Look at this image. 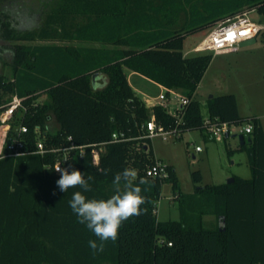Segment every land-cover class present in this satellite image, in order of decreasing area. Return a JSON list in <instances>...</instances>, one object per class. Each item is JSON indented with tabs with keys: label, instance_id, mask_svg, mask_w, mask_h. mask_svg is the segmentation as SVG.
Segmentation results:
<instances>
[{
	"label": "trees",
	"instance_id": "trees-1",
	"mask_svg": "<svg viewBox=\"0 0 264 264\" xmlns=\"http://www.w3.org/2000/svg\"><path fill=\"white\" fill-rule=\"evenodd\" d=\"M14 1L0 0V111L17 94L24 108L13 127L40 126L47 142L58 145L67 144L68 136L78 145L105 143L99 164L88 146L63 168L93 178L92 191L85 193L90 199L109 198L115 174L134 168L136 183L147 181L139 184L147 202L140 216L123 223L115 242L93 254L88 241L97 238L68 203L80 189L61 192L60 173L47 166L56 156L2 158L0 264H264V128L257 117H241L234 94L209 98L208 115L253 124L236 149L247 152L251 178L234 175L231 183L201 185L203 175L196 170L194 192L183 195L172 165L167 179L145 176L156 161L146 137L152 114L166 129L205 133L197 89L214 54L185 55L187 36L251 10L264 17V0H184V6L178 0H40L37 8L29 6L28 17L36 24L28 28L16 26ZM3 66H10L12 77ZM129 72L188 97L182 122L161 105L147 106ZM94 74H106V83L99 87L96 79L94 85ZM43 94L47 97L40 102ZM115 131L129 140L111 142ZM166 181L176 198H187L181 199L179 221L157 218ZM206 214L216 215V228H205Z\"/></svg>",
	"mask_w": 264,
	"mask_h": 264
},
{
	"label": "rangeland",
	"instance_id": "rangeland-1",
	"mask_svg": "<svg viewBox=\"0 0 264 264\" xmlns=\"http://www.w3.org/2000/svg\"><path fill=\"white\" fill-rule=\"evenodd\" d=\"M14 2L12 15L16 20V26L18 28L34 26L36 22L28 17V13L31 10L29 6L37 8L40 0H16ZM183 2L184 0H178L176 4L184 6ZM199 9L202 12V8ZM247 13L251 20L264 24V17L257 10H251ZM215 26L189 34L184 43L185 55L193 54L192 49L195 45ZM256 38L255 43L244 47L240 46L236 51L214 54L197 89V97L201 102L204 117L208 115L207 101L211 96L234 94L237 98L241 117H257L264 121L263 31ZM36 43L39 42H29V44ZM75 43L79 44L78 42ZM3 71L9 77H12L10 66H3ZM107 79L106 74H101L97 79V85L101 87L102 84L106 83ZM131 81L144 94L141 96L142 98L155 97L161 92L159 86L145 78L133 76ZM46 97L47 95L43 94L39 101H44ZM50 125L51 128L54 127L55 121H51ZM245 125L246 123L234 125L232 135L227 139L204 140L201 130L198 129L186 131L179 138L170 136L167 141L157 137L152 140L154 157L156 160L174 166L183 195L194 192L195 183L192 179V172L196 170H199L203 175L201 185L226 183L234 175L251 177L252 170L247 152L236 151L240 144L239 131ZM197 145L203 148V152H195L194 149ZM228 148L235 150V152L229 154ZM174 194L172 183L166 181L162 186L161 196L157 204V218L159 221H179L184 215L181 208V199L187 198L183 196L179 199ZM187 204L185 206H188ZM217 223L216 215L206 214L204 216L205 228H216Z\"/></svg>",
	"mask_w": 264,
	"mask_h": 264
},
{
	"label": "built area",
	"instance_id": "built-area-1",
	"mask_svg": "<svg viewBox=\"0 0 264 264\" xmlns=\"http://www.w3.org/2000/svg\"><path fill=\"white\" fill-rule=\"evenodd\" d=\"M249 12V11H247ZM244 12L231 19L222 21L216 25L193 49L192 53H213L219 54L224 52L236 51L240 44L248 39L257 37L260 32L264 31V24L251 20L248 13ZM146 105L153 107L161 105L173 114L178 123L182 122L185 109L190 99L181 92L161 87V92L155 97H144ZM24 98L14 94L2 111H0V159L5 157H20L29 154L46 155L52 153L56 156L54 163L48 164V168L62 167L74 156H82L86 152V147L91 146V154L95 164H99L101 154L104 150V144L78 145L74 142L72 136L67 137V144L58 145L55 142H47V132L43 131L40 126L31 130L27 125L21 124L13 127L12 123L16 113L24 108ZM228 121H223L218 117L207 115L203 119V128L205 134L211 138H222L226 134H232L233 126ZM148 131L146 137L151 140L161 137L167 141L170 136L179 138L182 133L178 126L172 129H166L156 121V116L152 114L146 124ZM253 131V124L247 122L239 131V135H249ZM34 138V147L30 146V139ZM129 140L124 132L115 131L112 133L111 142ZM195 152H202L200 145L195 146ZM168 164L156 160L146 170V177L167 179L169 177ZM58 173V172H57ZM172 244V243H170Z\"/></svg>",
	"mask_w": 264,
	"mask_h": 264
},
{
	"label": "clouds",
	"instance_id": "clouds-1",
	"mask_svg": "<svg viewBox=\"0 0 264 264\" xmlns=\"http://www.w3.org/2000/svg\"><path fill=\"white\" fill-rule=\"evenodd\" d=\"M55 171L60 173L56 184L61 192L66 193L70 188L80 189L72 194L68 203L77 221L85 225L97 238L88 241V247L93 254L103 252L108 241L115 242L123 223L140 216L144 211L141 206L147 199L142 195L144 190L139 184H146L147 181L141 179L137 184L138 172L134 168H125L115 174L112 182L114 194L107 199H90L85 195L92 191L89 181L93 178L89 176L85 179L80 170L57 167Z\"/></svg>",
	"mask_w": 264,
	"mask_h": 264
},
{
	"label": "crops",
	"instance_id": "crops-1",
	"mask_svg": "<svg viewBox=\"0 0 264 264\" xmlns=\"http://www.w3.org/2000/svg\"><path fill=\"white\" fill-rule=\"evenodd\" d=\"M35 19H32V21H34ZM133 76H139V77H142V78H145V79H147V80H149V81H151V82H153L152 80H150V79H148V78H146L145 76H143V75H141V74H139V73H137V72H129V74H128V79H129V82L131 83V85H132V87L134 88V90L140 95L141 94V96L142 95H144V94H142L134 85H133V83H132V81H131V79H132V77ZM100 76H98V78H99ZM97 78V79H98ZM153 83H155V82H153ZM157 86H159V88H161L162 87V85H160V84H157V83H155ZM197 96H198V90H197ZM144 98V97H143ZM261 122H262V125H263V128H264V121H262L261 120ZM201 134H202V138L204 139V140H208V139H214V138H211V137H209L207 134H205V133H202L201 132ZM232 135V134H231ZM246 138V141H247V135H244ZM225 137H228V136H224V137H222V138H224L225 139ZM227 139V138H226ZM239 147V146H238ZM203 152V151H202ZM193 156H194V158H195V155L193 154ZM248 161H249V157H248ZM169 165H171V164H169ZM173 166V165H172ZM174 167V166H173ZM175 171H176V169H175ZM238 176V175H237ZM242 177V176H241ZM251 178V177H246V176H243V178Z\"/></svg>",
	"mask_w": 264,
	"mask_h": 264
},
{
	"label": "water",
	"instance_id": "water-1",
	"mask_svg": "<svg viewBox=\"0 0 264 264\" xmlns=\"http://www.w3.org/2000/svg\"><path fill=\"white\" fill-rule=\"evenodd\" d=\"M256 40H257L256 37L251 38V39H248V40H245V41H243V42L240 44V46L244 47V46L251 45V44L255 43ZM97 78H98V74H94V75H93V78H92V81H93V84H94V85H95V82H96V79H97ZM211 97H213V96H211ZM211 97H210V98H211ZM226 136H228V134H226ZM239 140L242 141V143H243L244 141H246L245 136H244V135H239ZM233 181H234V177H231V178L228 179L227 182H228V183H231V182H233Z\"/></svg>",
	"mask_w": 264,
	"mask_h": 264
}]
</instances>
